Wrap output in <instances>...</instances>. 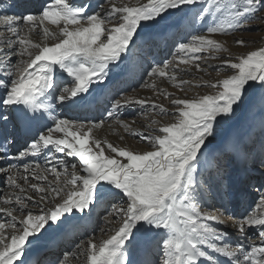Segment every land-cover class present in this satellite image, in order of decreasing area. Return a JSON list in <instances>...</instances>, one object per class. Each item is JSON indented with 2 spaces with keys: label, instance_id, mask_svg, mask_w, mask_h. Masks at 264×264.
<instances>
[{
  "label": "snow or ice",
  "instance_id": "6c2138e0",
  "mask_svg": "<svg viewBox=\"0 0 264 264\" xmlns=\"http://www.w3.org/2000/svg\"><path fill=\"white\" fill-rule=\"evenodd\" d=\"M10 10L16 14H7ZM261 13L264 0H106L100 12L91 14L71 0H44L39 8L29 0H12L0 14V121L7 124L14 118L18 130L32 135L23 150L6 159L23 163L24 158L48 150L78 162L58 159L59 167L50 168L23 163L22 172L11 163L0 167L12 189L0 195V214L5 217L0 222V264H25L29 245L45 232L55 228L69 234L101 204L107 213L103 216L107 227L101 231L109 234L76 244L78 251L83 249L85 264H132L130 255L141 243L152 254L144 264H222L217 254L228 264H264V155L253 161L258 188L247 177L240 178L231 193L225 192L219 163L215 175L209 173L207 178L199 168L220 121L231 118L250 89H264V47L224 58L218 54L228 49L213 37L264 20ZM189 15L193 24H205L204 33L178 43L172 60L149 65L144 73L149 79L143 87L168 100L171 111L147 97L121 95L113 98L106 115L85 123L55 116L53 104L41 99L51 98L60 107L88 105L96 92L94 85L102 87L113 75L122 74L120 64L142 34L175 16L179 19L169 27L179 28ZM33 34L42 41L31 39ZM234 43L246 45L244 39ZM202 59L220 60L219 67L228 72L215 82L194 85L213 89L211 94L180 98L158 87L160 79L185 91L190 82L182 74L190 71V65L202 71ZM58 75L66 76L67 83L58 84ZM135 105L171 115L173 120L161 124L152 119L147 135L133 131L119 114ZM105 119L147 141L150 150L137 151L100 138L96 133ZM37 125L41 126L33 131ZM5 141L12 142L8 135ZM209 188L222 194L223 212L202 209L200 201ZM248 188H255L258 199L238 219L231 217L233 228L245 239L249 231L255 232L260 243L232 246L225 242L228 233L210 222L224 224L226 203ZM76 258V253L64 252L56 264H70Z\"/></svg>",
  "mask_w": 264,
  "mask_h": 264
},
{
  "label": "rangeland",
  "instance_id": "374dc122",
  "mask_svg": "<svg viewBox=\"0 0 264 264\" xmlns=\"http://www.w3.org/2000/svg\"><path fill=\"white\" fill-rule=\"evenodd\" d=\"M135 2H136V0H132V3H135ZM142 2H146V0H142ZM75 3H76V1H75ZM102 3H103L102 5H105L106 0L103 1ZM5 5H7V4H5ZM100 11H101V7L96 9L95 13L100 12ZM260 15H264V13H261ZM191 18H192V16H191ZM178 19H179V17L175 16V17L168 18L166 21H162L160 23V25L155 30H153L151 33H145L144 37L146 36V38L149 39V37L146 34L151 35V34H153V32L157 33V32L162 31V30L163 31H162L160 36L165 37V33L168 32V34H169L170 33L169 31H171V29H173V31L176 29V28H174L175 26L169 27V25H174V22L177 21ZM185 23H186V20L183 22V24H185ZM190 24L192 25V27H190L189 30H192V31H188L191 34L189 35V37H188L189 39L187 41L184 39L185 42H188L190 40L192 34H203L205 31V24H202L199 22H197L195 24L190 22ZM162 25L163 26L166 25L164 29H163ZM186 26L189 27V25H186ZM185 32H186V30L183 26L182 30H180L179 33L177 31L175 33L178 36L180 35V38H182V37H184ZM213 38L217 39L219 42H221L228 49L227 52L218 54L224 58L236 57L239 54H244V53L256 50L257 48L264 47V20H260V19L252 20L250 22H247L245 24L244 28H242L239 31H236L234 33H230L228 35H219L218 34V35L214 36ZM31 39H33L35 42H41L42 41V37L37 36L35 34L31 36ZM236 39H244L246 41V45L245 46H238L237 44L234 43V40H236ZM179 42L177 40V44ZM49 43H51V41H49ZM177 44H176V41L172 43V45L170 46V49H169V51H170L169 55L170 56H167L164 61L173 59ZM140 47L141 46L136 47L135 51L138 53H141L142 50L140 49ZM163 47H164V44L159 47L158 52L161 51L163 49ZM132 49L133 48L130 49V52ZM149 49L150 48H148L147 50H149ZM130 52H128V53L130 54ZM202 55H208V54L205 53ZM138 56L139 55H135L136 59ZM141 57L142 56H140V58ZM153 62H155V60ZM123 63L120 64V68L124 66ZM199 63H200V67H201L202 71H197L193 66L190 65V66H188L190 71H186L185 74H182V78L184 80L190 82V84L184 86L185 91H180V90L172 87L171 82L166 81V80L161 81L160 79H157L158 87L162 88V89H166L168 92L173 93V95L175 97H180V98H185V96H187V98H192L194 96L211 94L214 91L213 89H211L209 87H195L194 85L215 82L218 79L225 78V76L228 74V72L226 71L225 68L219 67V65L221 64L220 60H216V59L204 60V59H202L199 61ZM145 65L146 64H142V66H145ZM152 65H153V63H152ZM136 66L137 65H135L133 67L135 68ZM147 67L149 68V64ZM121 69L123 71H127L126 67L121 68ZM132 71L134 73L137 72L136 70H132ZM141 75L143 76V73H141ZM145 78L148 80L147 76H145ZM143 80H144V78L141 79V81H143ZM66 82L67 81H62L59 84L63 85ZM131 82L133 83V85L130 89L120 90L117 87V91L115 92V94H113L112 96L109 94L104 95L103 96L104 100L112 101L113 98L118 99V98H120L121 95L135 97L138 99L147 97L149 99L154 100L156 103L163 104V106L166 109L171 111V106H170L169 101L164 99L162 96H160L158 92H155V91L151 90L150 88L143 87L144 81L137 84L136 86L134 85L135 84L134 80H132ZM104 88H107V84L102 86L100 88V91H103ZM97 89L99 90V87ZM96 94H97V92L94 95H96ZM96 97H97V95H96ZM101 98L102 97L97 98L96 102L101 100ZM120 111L121 112L119 114V117L121 119L125 120L126 122H128L131 125L132 130L143 133L142 132V129H143L144 131H146L144 133L145 135L151 133V129L148 127V124L150 123V121L152 119L159 120L161 122V124L170 123L173 120L171 115H158L157 114L158 110L153 111L150 109H142L138 105L134 106V110L130 109L127 111V108H126V109L120 110ZM105 120H106V123H104V126H103V129L105 130L104 134L111 132L110 136L114 137V139L116 141L122 142L123 146H127L133 150H137V151L150 150L148 147L147 141H145L144 139H142L139 136L129 135L128 133H126L123 130V128H120L118 125H116L115 120H113V119H108V120L105 119ZM133 121H135V123H133ZM120 136L124 137L123 141H121L119 139ZM234 136L235 137L238 136V139L235 138L234 140L240 146L243 145V146L251 147L253 145L252 143H254L253 142L254 138L256 139L255 143H258V144L261 143V141H264V89H261L258 86L250 89L248 91V94L245 96L243 103L238 108H236L235 113L231 116V118L220 121V123L217 125L215 135L213 137L209 138L210 142L206 145V149L204 150V157H206V158H204V157L201 158V164H200L199 168L202 172H204L207 168H211V167L214 168L215 166L211 162L214 161V156H219L222 159V160L218 161L220 168H221L222 175L227 174V176L230 180L235 177V170L237 168L235 165V161H236L235 156L233 155L234 154L233 152L227 153V150H226V148L231 149L232 142H234L233 141ZM116 137H117V139H116ZM229 137H232V138H230V140H229ZM230 141H231V144H228ZM225 144H227L226 145L227 147H225ZM235 145H236V143H235ZM235 145H232V146H234V149L236 152L239 151L238 152L239 153L238 154L239 159H242L245 162L247 160L251 159L252 154L250 152L249 153L244 152V148H243V151L239 150V148ZM240 149H241V147H240ZM49 152H50L49 157L54 156V157H50L49 158L50 160H53V159H57V160L58 159H64L65 160V159L69 158L64 153H56L54 151H49ZM57 160L50 165L52 166L54 164L57 167H59V165L57 164ZM70 160H71V161H69L70 163H77L78 162V160H75L74 157H71ZM208 161H211V162H208ZM223 164H225V165L229 164V165L233 166V169H232L233 174H228L229 169L223 167L224 166ZM205 166H208V167H205ZM261 170L264 171V169H261ZM215 172H216V169L207 171L204 174V177L207 178L209 173H211L212 175H215ZM240 177L241 176L238 175V177H235V178H237V181H238ZM248 177H250V176H248ZM49 179H51V176L49 177ZM233 183H235V182H233ZM256 187L258 188V184ZM223 188H224L225 192L231 193L233 191L232 188L229 187L227 183H225L224 179H223ZM11 191H12V189L7 187L4 192H11ZM221 195L222 194H218L215 191V189L209 188L207 190L206 194L203 196V198L200 201L202 209L204 211H208V210L212 209L213 207L221 208V204L225 203V200L221 199ZM206 202H208L209 204H206ZM231 203L232 202L226 203V207L227 206L229 207V205ZM206 205H209L210 207H207ZM102 206H103V204H102ZM105 207H106V205L104 204L103 209H100L98 211V213H96V218H98L101 221V224L99 225V227L96 231V234H94L93 236L90 237V238H93L97 241H99L100 239L107 238V235L109 234L105 231H101V229H105L107 227L103 222V216L107 214L105 211ZM221 210H223V208H221ZM33 211H35V210H33ZM228 212H229V209H228L227 213ZM244 213H242L240 216H242ZM222 219H225V215L222 217ZM237 219H238V217H237ZM225 220L229 225L235 223V220H231L228 218H226ZM229 220H231V222ZM117 224H118V221L116 223H114L111 227L114 228L117 226ZM222 227H224V229L226 228L223 224H222ZM226 231H227V233L231 232L230 234L232 237L241 238V236H239L238 233L236 231H233L232 229L228 230V228H226ZM72 238H74L73 234L70 236L69 239L64 241V244H62L60 246L61 249L63 246H66V242L70 241ZM257 238H258V236L256 235V233L252 231L249 234L248 239L254 240ZM48 246H54V245H48ZM45 247H46L45 245H40L37 248V252L39 255L42 254V251ZM139 248H140V245L136 248L135 251H133L131 253V255H130L131 261H135L136 259H140L141 253L139 251ZM34 252H36V251H33L32 254ZM148 258H149V260L152 259L151 253H150V256Z\"/></svg>",
  "mask_w": 264,
  "mask_h": 264
},
{
  "label": "bare ground",
  "instance_id": "6f19581e",
  "mask_svg": "<svg viewBox=\"0 0 264 264\" xmlns=\"http://www.w3.org/2000/svg\"><path fill=\"white\" fill-rule=\"evenodd\" d=\"M41 3H43L44 2V0H39ZM2 2H5V0H0V3H2ZM72 2V4H77V3H75V2H73V1H71ZM77 2V1H76ZM78 4H80V3H78ZM97 6H99V3L97 4ZM9 8V5H4V6H2L1 7V10L2 11H4V10H7ZM10 11H15L16 12V10H10ZM186 20V25H189V27H187L186 26V29H187V31H190L189 29H190V27H192V25L190 24V22H192V18H191V15H189L188 17H186L185 19H184V21ZM166 26V25H165ZM165 26H163L162 25V27H163V29L165 28ZM2 27H0V29H1ZM174 28H177V27H174ZM170 32V31H169ZM170 34V33H169ZM153 35V34H152ZM167 35H168V32L167 33H165V37H167ZM149 38L151 37V35H147ZM172 36H174V39L175 38H177V35H176V33H171V37ZM142 40H140L139 42L141 43V42H145V40L147 39L146 38V36L144 37V34H142ZM188 39V36L186 37V39L185 40H187ZM180 42H185L184 40H181ZM139 43V44H140ZM158 47V46H157ZM148 49V47H145V50H147ZM130 52V51H129ZM125 56H126V61L127 60H129L130 59V57H131V54H129V53H126L125 54ZM124 60V61H125ZM123 63V61L121 62V64ZM124 63H126V62H124ZM138 69H139V66L137 65L135 68L134 67H132V69L131 70H136V71H138ZM0 75H2V74H0ZM117 76H115V78H116ZM61 78H65L66 79V76H61V75H58V77H57V80H60ZM146 79L145 78V75H141V79ZM68 79V78H67ZM149 79V78H148ZM157 82V81H156ZM106 84V83H105ZM104 84V85H105ZM103 85V86H104ZM98 88V87H97ZM96 88V90H98ZM107 90V88H104V90L102 91V93H104L105 91ZM0 94H2V92H0ZM41 99H43L44 100V103H52L53 104V107H54V115L55 116H57V117H59V118H62V119H72V120H78L76 117L74 118V117H72L66 110H65V107H60V106H57L56 105V102L55 101H53V100H47V99H44V98H41ZM141 99H143V98H141ZM102 101V98H101V100H99L98 102H94L93 103V106L96 108L97 106H98V104L100 103ZM139 106V105H138ZM92 107V106H91ZM70 108V107H69ZM75 108H77L78 110L80 109V111L81 110H88V105H85V106H83V107H75ZM126 108H129V107H126ZM131 108V107H130ZM133 108V107H132ZM136 109V108H135ZM133 110V109H132ZM121 112V111H120ZM128 113V112H127ZM79 121V120H78ZM47 123L48 124H51L52 123V121L51 120H47ZM141 125V124H140ZM134 131V130H133ZM245 131V130H244ZM253 131V130H252ZM104 132H105V130L102 128V129H100V130H98L97 131V133H96V135H98L100 138H103V139H107V140H109L110 142H112V143H114L115 145H121V146H123V143L122 142H119V141H116L115 139H114V137H112V136H110V134H111V132H109V133H105L104 134ZM142 132L143 133H145L146 131H144L143 129H142ZM250 133V132H249ZM114 135V134H113ZM247 137V136H246ZM116 139H117V137H116ZM244 141V140H243ZM66 157V156H65ZM71 158V157H70ZM69 158V159H70ZM74 159H78V158H75L74 157ZM66 161H68V159H65ZM205 167H208V166H205ZM253 190V188H248L247 190ZM206 201V200H205ZM206 204H209L208 202H206ZM207 207H210L209 205H206ZM103 206H102V204L99 206V207H97V208H95V209H93L92 210V212H91V217L90 218H86L85 219V221H81V225L82 224H84V223H88V220L89 219H92L93 218V216H94V214H95V212L96 211H98V210H100L101 208H102ZM32 210H35V209H32ZM77 215H80V214H77ZM70 217H71V214H70ZM3 219H5V217H3V218H0V222L3 220ZM230 222H231V220H229ZM66 223H68V221H66ZM210 223H213V225L214 226H217L221 231H226V228L224 229V227H222V224L221 225H216L215 224V222H210ZM223 228V229H222ZM81 230V227L80 228H78V229H76V230H72V231H80ZM72 231H70V232H72ZM69 232V233H70ZM227 232V231H226ZM252 231H249V234L251 233ZM231 232H228V236H227V238H226V241L225 242H227V243H229V244H232L233 242H237L238 240V238H236V237H232L231 236V234H230ZM248 234V235H249ZM63 235V236H62ZM70 234H67V235H65V234H62V233H60L59 231H57V230H55V228H52V229H49L47 232H45V234L40 238V240L39 241H35L32 245H29V251L27 252V254H26V256H25V264H36L35 263V261H42V259H44V254L45 253H42V254H38V252H37V248L40 246V245H45V246H48V245H54L55 247L56 246H61L62 244H64V241L65 240H67V239H69L70 238ZM74 237H76V236H74ZM254 237V236H253ZM241 238H243V237H241ZM252 238V237H251ZM72 239H74V238H72ZM89 239H90V237H89ZM243 240V243L242 244H244L245 245V247H247L250 243H254V244H259L260 243V241H259V239L257 238V239H254V240H249V239H245V238H243L242 239ZM85 241H87V239H85L83 242H85ZM82 242V241H81ZM82 242V243H83ZM79 243V242H78ZM81 244V243H80ZM75 245V244H74ZM33 251H36V252H34L33 254H32V252ZM69 252H72V253H76L77 254V258L76 259H70V264H85V257H84V255H83V249H81V250H77V248H76V245L75 246H71V248H70V251ZM32 254V255H31ZM50 254H53L54 255V257H56L57 255H58V251H56V250H54V251H52V252H50V253H47V255H50ZM34 257H39L37 260H34L33 262H32V259L34 258ZM217 259L218 260H220L221 262H222V264H228V260H227V258H225V257H220V256H218V254H217ZM132 262V264H134V262L135 261H131ZM50 264H56V262H54V261H51V263Z\"/></svg>",
  "mask_w": 264,
  "mask_h": 264
}]
</instances>
